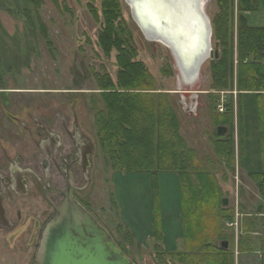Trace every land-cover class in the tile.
<instances>
[{
    "label": "rangeland",
    "instance_id": "obj_1",
    "mask_svg": "<svg viewBox=\"0 0 264 264\" xmlns=\"http://www.w3.org/2000/svg\"><path fill=\"white\" fill-rule=\"evenodd\" d=\"M119 1L123 13L119 23L127 32L129 45L136 51V61L147 67L155 81L156 102L166 101L168 109L170 103L180 123V135L215 181L210 189L213 201L204 213L211 238L221 236L220 241H229L232 248L235 242L232 236L236 237L235 233L230 234L227 230L230 222L222 212L224 208L215 199L218 191L221 200L227 198L229 213H233L234 219L239 213L245 219L256 220L251 234H260L261 242L264 235V197L260 195L258 183L249 176L264 172L259 98L254 93L240 96L234 91L232 96L230 92L216 94L211 91V60L203 65L201 79L196 83V88L202 93L178 94L176 66L169 50L162 44L145 39L125 0ZM41 3L39 9H35L29 0H0V168H7L10 164L4 153L14 158L21 144L17 133L21 134L23 127L13 123L11 117L16 116L25 125H31L32 118L53 120L57 113L72 115L75 107L89 128L96 148L91 185L80 194V200L135 264H160L156 259L159 254L157 245L167 256L166 264H179L169 259L172 254L169 252L172 245L169 228L176 226V221L169 218V209L171 212L173 209L177 211V207L180 209L177 175L164 173L158 176L161 213L156 218H159L164 235L159 241L154 236V183L151 175L116 170L98 140L96 118L104 110L99 81L109 75L116 83L119 72L116 51L105 56L98 46V36L104 25L102 1L57 0L56 5L53 0H41ZM91 5L96 15L91 12ZM220 10L218 0H207L206 12L211 22ZM233 10L236 49L238 0H234ZM246 18L250 27H264V0H260L258 11L247 14ZM212 48H215L214 36ZM234 59L237 60V49ZM209 93L216 95L210 98ZM262 99L264 107V97ZM190 100H194L195 105L191 106ZM231 103L234 128L226 127L227 133L219 136L212 115L225 113ZM230 134L234 146L233 165L225 158H219L214 146L219 140L217 137L226 141ZM27 145L29 151L34 149L30 142ZM191 175L199 186L195 175ZM78 186H83L82 180ZM41 205L47 211L46 216L51 213L43 202ZM33 208L38 209L37 205ZM35 209L32 210L34 215L28 212L32 215L28 225L40 223ZM29 236V233L24 235V240ZM245 237L243 241L251 243L252 235ZM25 241L20 237L12 240L0 232V264H25L29 258L20 261L15 257L18 249H24L21 244ZM34 242L26 244L25 248L33 247ZM214 243L219 245V240L215 239ZM250 249L245 248L247 251Z\"/></svg>",
    "mask_w": 264,
    "mask_h": 264
},
{
    "label": "trees",
    "instance_id": "obj_2",
    "mask_svg": "<svg viewBox=\"0 0 264 264\" xmlns=\"http://www.w3.org/2000/svg\"><path fill=\"white\" fill-rule=\"evenodd\" d=\"M53 1L57 5V0ZM101 1L104 25L98 36V46L105 56H111L113 51H116L119 72L116 83L109 75L99 81L104 110L96 118L98 140L116 170L151 175L154 183V236L159 241L164 235L159 218H156L161 213L158 202V176L164 173L177 175L185 251L172 253L169 256L172 263L177 261L179 264H234L233 250L222 249L214 243L215 239L220 241L221 236L211 238L207 216L204 215L206 208L213 201L210 189L215 181L211 174L203 169L195 152L188 148L180 135V123L170 103L168 109L166 101L156 102L155 81L147 67L136 61V51L129 45L127 32L119 23L123 18L120 1ZM29 3L35 9H39L42 4L41 0H29ZM233 3L234 0H218L221 10L212 20L213 36L215 43H219L220 54L218 60L210 63L211 91L216 94L230 92L232 96L234 91L240 96L244 93L256 94L259 98L261 142L264 144V27H250L246 18L247 14L258 11L260 0H238L237 60L234 59L236 49ZM91 12L96 13L92 5ZM216 94L208 95L214 98ZM212 121L217 127L233 129V104L227 106L225 113L212 115ZM227 137L226 141L217 137L219 140L214 144L215 151L219 158H225L233 165V140L231 134ZM240 143L242 145V135ZM262 154L264 155V151ZM191 173L195 175L199 186L194 183ZM249 176L258 183L260 195L264 197V172L252 173ZM215 199L221 206V194L219 195L218 191ZM222 212L226 214L227 221L235 220L228 208L222 209ZM254 221L256 220L245 219L244 216L240 220V249V242L244 237L252 235ZM232 237L234 239V236ZM260 244V251L264 252V235ZM157 251V261L159 259L160 264H166L167 256L158 245Z\"/></svg>",
    "mask_w": 264,
    "mask_h": 264
},
{
    "label": "flooded vegetation",
    "instance_id": "obj_3",
    "mask_svg": "<svg viewBox=\"0 0 264 264\" xmlns=\"http://www.w3.org/2000/svg\"><path fill=\"white\" fill-rule=\"evenodd\" d=\"M71 112L72 115L57 113L53 120L32 118L31 125H25L16 116L11 117L13 123L22 125L23 132L17 133L21 144L14 158H9L5 152L4 157L10 164L0 168V232L12 240L20 237L23 241V236L29 233L25 245L21 244L24 249H18L15 255L20 261L29 258L25 264H33L42 231L65 201L69 181L73 198L90 212L80 200V194L91 185L96 148L76 108ZM27 117L30 118L28 114ZM28 142L34 148L31 151ZM81 180L83 186H78ZM41 202L51 211L47 216ZM34 205L38 209L33 208ZM33 209L40 223L28 225ZM32 242L33 247L25 248Z\"/></svg>",
    "mask_w": 264,
    "mask_h": 264
},
{
    "label": "water",
    "instance_id": "obj_4",
    "mask_svg": "<svg viewBox=\"0 0 264 264\" xmlns=\"http://www.w3.org/2000/svg\"><path fill=\"white\" fill-rule=\"evenodd\" d=\"M135 2L138 0H125L144 38L164 45L173 58L179 83L177 93H202L196 88V83L201 79L202 67L208 60L219 59V43H215V48H212L213 27L206 12L207 0H160L169 8L171 19L182 20L185 30L182 33H201V48L188 69L186 65L189 59L185 58L186 45L182 43L183 38H169L152 24L147 22L144 25L136 13ZM185 76H192V79L187 83L184 81ZM226 133V127L217 128L219 136ZM72 192L73 186L69 181L65 201L42 231L33 264H135L114 241L109 231L73 198ZM222 206H229L226 197L222 199ZM220 247L226 250L229 244L222 241Z\"/></svg>",
    "mask_w": 264,
    "mask_h": 264
},
{
    "label": "bare ground",
    "instance_id": "obj_5",
    "mask_svg": "<svg viewBox=\"0 0 264 264\" xmlns=\"http://www.w3.org/2000/svg\"><path fill=\"white\" fill-rule=\"evenodd\" d=\"M135 6L136 13L144 25L147 22L152 24L159 32H165L169 38H174V36L183 38L182 43L186 45L185 58L189 59L186 66L187 69L190 68L202 45L201 37H199L201 33L200 35L198 34L199 31L198 33L196 32L197 34L195 32L182 33L185 31L182 20L171 19L169 8L166 4L161 3L160 0H153L152 2L150 0H138V2H135ZM191 79L192 76L184 77V81L187 83ZM183 99H185L184 96ZM190 105H195L194 100H190Z\"/></svg>",
    "mask_w": 264,
    "mask_h": 264
},
{
    "label": "crops",
    "instance_id": "obj_6",
    "mask_svg": "<svg viewBox=\"0 0 264 264\" xmlns=\"http://www.w3.org/2000/svg\"><path fill=\"white\" fill-rule=\"evenodd\" d=\"M174 180V179H173ZM169 218H173L176 223H174L175 227L172 229L169 228V241L172 242L171 249L169 250L170 253H179L184 252V240L182 235V223H181V212L180 209L177 207V211L173 209H169ZM264 218V215H263ZM173 221V222H174ZM173 225V224H171ZM230 234L233 233L232 229H227ZM260 234H252V241L251 243L248 242H241V249L239 246V235L235 238V242L233 247L231 248L230 242L229 248H231L234 252V264H264V252L260 251ZM222 241H219V246ZM251 247L253 251H247L245 248Z\"/></svg>",
    "mask_w": 264,
    "mask_h": 264
},
{
    "label": "built area",
    "instance_id": "obj_7",
    "mask_svg": "<svg viewBox=\"0 0 264 264\" xmlns=\"http://www.w3.org/2000/svg\"><path fill=\"white\" fill-rule=\"evenodd\" d=\"M222 112V109H221ZM243 217V215H240L239 213L236 215V218L233 222H230L227 224L228 229H233L235 236L237 237L239 235V230H240V220Z\"/></svg>",
    "mask_w": 264,
    "mask_h": 264
}]
</instances>
